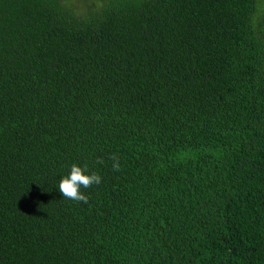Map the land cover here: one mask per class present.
Instances as JSON below:
<instances>
[{"label": "trees", "instance_id": "trees-1", "mask_svg": "<svg viewBox=\"0 0 264 264\" xmlns=\"http://www.w3.org/2000/svg\"><path fill=\"white\" fill-rule=\"evenodd\" d=\"M0 264H264V0H0Z\"/></svg>", "mask_w": 264, "mask_h": 264}, {"label": "clouds", "instance_id": "clouds-1", "mask_svg": "<svg viewBox=\"0 0 264 264\" xmlns=\"http://www.w3.org/2000/svg\"><path fill=\"white\" fill-rule=\"evenodd\" d=\"M99 159V158H98ZM114 160L113 168L119 170V163L113 156ZM103 163L102 160H99ZM87 165L84 168L77 164L71 165L70 174L63 176L59 181V191L63 198L70 199L77 202L88 203V196L81 192V188H91L93 185H99L101 183V176L96 172L86 174Z\"/></svg>", "mask_w": 264, "mask_h": 264}]
</instances>
